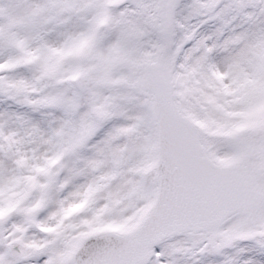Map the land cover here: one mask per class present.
Wrapping results in <instances>:
<instances>
[{"label":"snow or ice","instance_id":"1","mask_svg":"<svg viewBox=\"0 0 264 264\" xmlns=\"http://www.w3.org/2000/svg\"><path fill=\"white\" fill-rule=\"evenodd\" d=\"M0 264H264V0H0Z\"/></svg>","mask_w":264,"mask_h":264}]
</instances>
